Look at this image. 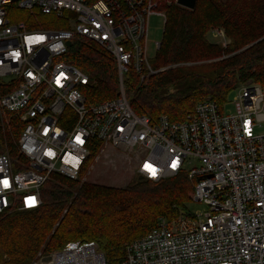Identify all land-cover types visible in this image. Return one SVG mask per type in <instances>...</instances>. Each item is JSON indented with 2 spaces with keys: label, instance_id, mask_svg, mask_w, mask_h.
<instances>
[{
  "label": "built area",
  "instance_id": "1",
  "mask_svg": "<svg viewBox=\"0 0 264 264\" xmlns=\"http://www.w3.org/2000/svg\"><path fill=\"white\" fill-rule=\"evenodd\" d=\"M158 8L155 0H0V113L5 124L11 115L23 125L17 155L0 153V179L8 180L0 184V215L38 209L54 173L77 180L91 152L110 146L139 156L141 179L185 173L206 208L178 222L161 219L115 264H264V134L256 132L264 122V85L243 83L223 105L205 99L181 122L137 115L127 75L147 80L178 66L151 67L149 21ZM35 10L68 29H29L25 13ZM83 40L115 60L116 98L87 102L90 78L66 60L74 47L67 43ZM32 264L110 263L95 242H69L39 252Z\"/></svg>",
  "mask_w": 264,
  "mask_h": 264
},
{
  "label": "trees",
  "instance_id": "2",
  "mask_svg": "<svg viewBox=\"0 0 264 264\" xmlns=\"http://www.w3.org/2000/svg\"><path fill=\"white\" fill-rule=\"evenodd\" d=\"M175 1H158L167 22L154 66H178L152 75L146 84L132 72L127 75L126 94L137 115L181 122L203 97L223 105L243 83L264 85V0H198L195 10ZM25 19L29 29H68L54 15L37 10L25 13ZM213 27L224 29L230 39L226 48L207 40ZM230 53L234 55L218 63L186 65ZM66 60L89 76L84 89L88 103L118 96L116 62L98 45L75 41ZM8 121L5 124L0 113V153L8 148L16 156L23 125L11 115ZM97 155L96 149L91 152L77 180L54 173L41 188L38 209L0 215V264H32L39 252L51 253L69 242H95L107 262L115 264L124 259L129 243L148 234L161 219L194 216V182L185 173L159 182L138 177L126 188L94 184L85 177Z\"/></svg>",
  "mask_w": 264,
  "mask_h": 264
},
{
  "label": "rangeland",
  "instance_id": "3",
  "mask_svg": "<svg viewBox=\"0 0 264 264\" xmlns=\"http://www.w3.org/2000/svg\"><path fill=\"white\" fill-rule=\"evenodd\" d=\"M155 1L158 3L159 0H155ZM66 15H70V14H66ZM46 22L50 24L51 20H47ZM166 22H167L166 12L160 11L159 8L156 10V13L151 16L149 21L148 39L150 43H149L148 53H149L150 64L154 71L156 67H159V66H154V63L158 56L156 43L162 44L164 40ZM206 38L211 44H218L223 46V48H226V46L230 43V39L226 37L225 31L222 28H217V27L211 28L209 32L206 34ZM232 55L234 54L230 53L227 54V56H220L215 59L209 58L208 60H202L196 63H188L186 65L202 66V65L214 64L221 62ZM162 69L163 68L159 70ZM142 77L143 76H138L140 82L146 84V80H143ZM238 90H239V86L230 93V95L228 96V101L232 102L234 100V98L238 94L237 92ZM208 98L211 97H203L197 103L199 104L201 101ZM227 109H231L233 111L234 110L233 105H228ZM256 132L259 134H264V122L261 123V126L257 128ZM138 163H139L138 155L135 154L124 155L121 153H117L112 147L109 146L104 150V153L99 154L98 159L97 158L94 159L91 166L88 167V172L85 177V180L90 183L105 185L114 188H126L132 182H137L139 179L136 173V168L138 166ZM205 210H206L205 206L198 202H195L194 204L190 205V211L193 215H199ZM183 215L177 221L174 222H178L182 218H185Z\"/></svg>",
  "mask_w": 264,
  "mask_h": 264
},
{
  "label": "water",
  "instance_id": "4",
  "mask_svg": "<svg viewBox=\"0 0 264 264\" xmlns=\"http://www.w3.org/2000/svg\"><path fill=\"white\" fill-rule=\"evenodd\" d=\"M198 0H177L176 4L184 9L195 10ZM73 42H68L67 47L72 48Z\"/></svg>",
  "mask_w": 264,
  "mask_h": 264
},
{
  "label": "snow or ice",
  "instance_id": "5",
  "mask_svg": "<svg viewBox=\"0 0 264 264\" xmlns=\"http://www.w3.org/2000/svg\"><path fill=\"white\" fill-rule=\"evenodd\" d=\"M39 39H43V37H40ZM78 142L83 143L82 140H80V137L76 138ZM145 168L148 169L153 175H155V169L151 167V165L146 164ZM0 184H3L4 187L8 186V180L7 179H0Z\"/></svg>",
  "mask_w": 264,
  "mask_h": 264
}]
</instances>
